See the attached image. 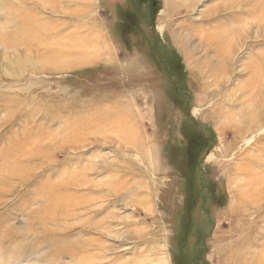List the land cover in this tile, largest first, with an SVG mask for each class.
<instances>
[{"label":"rangeland","instance_id":"1","mask_svg":"<svg viewBox=\"0 0 264 264\" xmlns=\"http://www.w3.org/2000/svg\"><path fill=\"white\" fill-rule=\"evenodd\" d=\"M0 264H264V0H0Z\"/></svg>","mask_w":264,"mask_h":264},{"label":"bare ground","instance_id":"2","mask_svg":"<svg viewBox=\"0 0 264 264\" xmlns=\"http://www.w3.org/2000/svg\"><path fill=\"white\" fill-rule=\"evenodd\" d=\"M230 3L233 4V5H235V4L232 3V2H230ZM30 21H31V20H30ZM32 24H33V23H32ZM33 25H34V24H33ZM216 30H218V29H216ZM6 39H7V38H6ZM8 41H9V40H8ZM5 43H6V45L9 44V43H7V42H5ZM256 78H258V76H256L255 79H256Z\"/></svg>","mask_w":264,"mask_h":264}]
</instances>
